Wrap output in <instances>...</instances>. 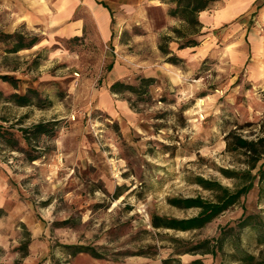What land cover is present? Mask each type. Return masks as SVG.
Here are the masks:
<instances>
[{"label": "rangeland", "instance_id": "rangeland-1", "mask_svg": "<svg viewBox=\"0 0 264 264\" xmlns=\"http://www.w3.org/2000/svg\"><path fill=\"white\" fill-rule=\"evenodd\" d=\"M94 2L109 17L108 37L95 28L88 0H0V32L19 34L0 33V125L17 140L12 146L0 136V172L15 186L25 218L1 220L0 264H161L171 254L182 262L236 264V248L264 259L257 238L264 178L255 177L238 202L200 228H155L149 218L195 214L197 207L180 208L168 198H213L197 176L231 189L249 179L244 155L228 150L225 136L264 135V22L236 16L202 23L201 34L192 33L199 43L177 53L171 28L182 21L167 13L171 0ZM164 34L173 39L164 41ZM33 37V45L12 50ZM143 75L155 78L149 95L109 90L115 79L136 84ZM12 92L27 93L31 102L4 99ZM36 122L52 131L23 138L19 129ZM248 213L258 228L238 226ZM227 227L233 233L221 250L197 247ZM66 244L93 247L100 256L69 254Z\"/></svg>", "mask_w": 264, "mask_h": 264}, {"label": "trees", "instance_id": "trees-1", "mask_svg": "<svg viewBox=\"0 0 264 264\" xmlns=\"http://www.w3.org/2000/svg\"><path fill=\"white\" fill-rule=\"evenodd\" d=\"M173 4L168 8L167 13L171 16L178 17L182 21V27H172L171 30L176 34V39L178 42L177 48H183L186 46H194L199 43L194 36V34H201V28L203 26L202 22L198 17V13L201 10H204L215 1V0H171ZM1 35L5 37L10 36H19V34L0 32ZM164 41L168 39H173L172 36L164 34L161 37ZM37 39L35 37L31 38L28 42L22 40H17L15 45L12 47V50H18L23 47H29L36 43ZM158 47L164 54H169L171 51L166 47L165 43H159ZM177 57L174 54H170L168 60L173 63L177 62ZM11 79L7 76H4V80ZM155 78L153 76H139L138 82L136 84L126 82L124 80L115 79L109 85V90L113 93H121L128 91L134 94L144 93L149 95L148 86L153 84ZM1 94V92H0ZM2 95V94H1ZM2 97V96H1ZM6 100H13L19 105H26L31 102V97L27 93H18L12 92L7 97H4ZM21 136L28 139L29 136L27 132L33 135L39 134H49L52 131V127L49 126L47 122H36L30 127L20 128ZM5 133H8L6 135ZM12 132L5 129L0 125V136L10 142L12 146H16L17 140L15 137H12ZM12 137V138H11ZM226 147L228 150H240L245 157V162L247 164V170L245 174L249 175V179L243 183L241 186L231 189L226 185L220 184L218 181L197 176L196 182L205 189L210 190L214 197L211 199L203 198L199 195L195 196H184V197H170L168 201L177 207L188 208V207H197L198 211L190 216L176 217L168 216L164 214H158L151 212L149 214L150 224L155 228H170L174 230H191L204 226L206 223L211 221L223 210L227 209L229 206L235 204L244 196L253 185V180L255 177L258 180L264 178V167L262 162L258 163L263 153L264 146V135H257L256 138H247L241 134H236L234 131H229L226 136ZM11 139V140H10ZM36 156H31L33 159ZM256 168L255 172L252 174L251 169ZM224 173L230 175L233 170H223ZM121 193H116L119 195ZM250 226L251 228H258V224L253 220V215L246 214L243 218L240 219L239 227ZM233 233L232 227L222 228L217 236L214 238H203L201 244L197 246L199 249H202V252H210L215 254L217 250L222 249V245L225 240L231 236ZM258 241H264V229L258 231ZM211 239L213 242L211 244ZM204 245V246H203ZM68 247L69 254H76L78 252H88L93 256H100L93 247L82 245V244H66ZM204 247V248H201ZM192 248H177L175 253H184L192 251ZM231 256L236 264H264V259L256 257L253 253L248 252L243 248H236L231 253ZM161 264H204L201 258H194L187 262H182L179 258L171 255H168L161 260Z\"/></svg>", "mask_w": 264, "mask_h": 264}, {"label": "crops", "instance_id": "crops-1", "mask_svg": "<svg viewBox=\"0 0 264 264\" xmlns=\"http://www.w3.org/2000/svg\"><path fill=\"white\" fill-rule=\"evenodd\" d=\"M88 2L92 8V21L95 28L103 37H108L110 34L108 15L105 14L104 10L94 0H88ZM219 6L220 8L212 15L209 16L206 13L203 16L205 17L204 19H201L200 16V20L204 25L211 27L222 22L233 21L236 16H242V22H249V17L253 16L257 18V21L264 22V0H224L222 5L219 4ZM202 11L199 12L201 13ZM73 25L71 24L68 29L76 28V33H78V24ZM244 31L245 33L248 31L247 26ZM190 47L193 46L179 48L177 49V53H182V51L184 52L186 51L185 49H189ZM10 217H19L20 221L25 222L23 213L17 210L15 186L8 179H5L4 175L0 172V222Z\"/></svg>", "mask_w": 264, "mask_h": 264}]
</instances>
